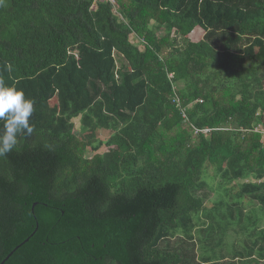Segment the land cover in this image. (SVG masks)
<instances>
[{
	"label": "trees",
	"instance_id": "1",
	"mask_svg": "<svg viewBox=\"0 0 264 264\" xmlns=\"http://www.w3.org/2000/svg\"><path fill=\"white\" fill-rule=\"evenodd\" d=\"M113 1L0 0V264H264V0Z\"/></svg>",
	"mask_w": 264,
	"mask_h": 264
},
{
	"label": "clouds",
	"instance_id": "2",
	"mask_svg": "<svg viewBox=\"0 0 264 264\" xmlns=\"http://www.w3.org/2000/svg\"><path fill=\"white\" fill-rule=\"evenodd\" d=\"M34 103V100L25 98L22 90L7 86L0 79V156H6L14 149L18 134L33 133L30 117L34 112Z\"/></svg>",
	"mask_w": 264,
	"mask_h": 264
},
{
	"label": "rangeland",
	"instance_id": "3",
	"mask_svg": "<svg viewBox=\"0 0 264 264\" xmlns=\"http://www.w3.org/2000/svg\"><path fill=\"white\" fill-rule=\"evenodd\" d=\"M116 15H118V14H116ZM203 35H204V31L201 29V28H196L190 35H189V37L191 38V40H193V41H195V42H197V41H199V40H201L202 39V37H203ZM133 37V36H132ZM134 41L137 43L138 42V40H136V39H134ZM139 49L140 50H144V45L142 44V43H140V45H139ZM117 59H118V61L119 62H121L122 60L120 59V57L119 56H117ZM123 62V61H122ZM57 103V101H56V99H54L53 101H52V104L53 105H57L56 104ZM78 123V120H76V124ZM76 133L77 134H80V132L78 131V130H76ZM109 135H110V132H108V131H103V132H101V134H100V138L101 139H107L108 137H109ZM264 138V137H263ZM107 148H102L101 149V151H105ZM210 173H213L212 172V169L210 170ZM219 183H220V180H218L217 182H215V187L218 189V192H217V194H226V193H234V192H236L237 190H238V186H237V184H235V183H232V184H226V185H223V186H221V185H219ZM216 194V195H217ZM214 198H215V196H214ZM245 202H248V200H246ZM209 206H211V203H209L208 204Z\"/></svg>",
	"mask_w": 264,
	"mask_h": 264
},
{
	"label": "built area",
	"instance_id": "4",
	"mask_svg": "<svg viewBox=\"0 0 264 264\" xmlns=\"http://www.w3.org/2000/svg\"><path fill=\"white\" fill-rule=\"evenodd\" d=\"M110 1L114 2L113 0H110ZM175 102L177 103V106L181 109V111L183 112V115H184V117L186 118V121H187L188 120L187 117H186L187 115L185 114L186 109L181 107L180 99H178V97H176ZM203 131L205 133H208L210 130L209 129H205Z\"/></svg>",
	"mask_w": 264,
	"mask_h": 264
},
{
	"label": "water",
	"instance_id": "5",
	"mask_svg": "<svg viewBox=\"0 0 264 264\" xmlns=\"http://www.w3.org/2000/svg\"><path fill=\"white\" fill-rule=\"evenodd\" d=\"M20 246H18L15 250H17L18 248H19ZM13 253H14V251L13 252H11L8 256H7V258L4 260V261H2V263L1 264H4L12 255H13Z\"/></svg>",
	"mask_w": 264,
	"mask_h": 264
}]
</instances>
